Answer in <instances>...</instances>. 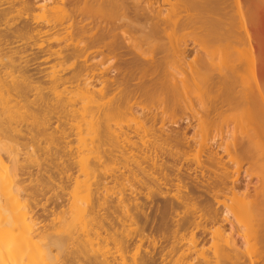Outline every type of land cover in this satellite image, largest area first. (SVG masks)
<instances>
[{
    "label": "bare ground",
    "instance_id": "bare-ground-1",
    "mask_svg": "<svg viewBox=\"0 0 264 264\" xmlns=\"http://www.w3.org/2000/svg\"><path fill=\"white\" fill-rule=\"evenodd\" d=\"M37 59L65 71L37 105H78L86 123L81 169L102 164L106 143L128 154L129 223L96 231L101 182L82 183L56 232L40 227L13 143L38 117L18 100ZM72 83L77 95L57 91ZM96 236L95 264H264V0H0V264H61Z\"/></svg>",
    "mask_w": 264,
    "mask_h": 264
},
{
    "label": "rangeland",
    "instance_id": "rangeland-1",
    "mask_svg": "<svg viewBox=\"0 0 264 264\" xmlns=\"http://www.w3.org/2000/svg\"><path fill=\"white\" fill-rule=\"evenodd\" d=\"M188 43L190 44L188 48H193V43L190 40ZM40 63H42V60L37 59L29 63L26 67L27 74L31 75L34 81L31 87L32 89L29 91L28 101L22 97H18L19 102L23 105L29 104L32 112L38 117H36V120L27 119L20 123L15 141L13 142L15 147H17V152L20 150L18 152V158L20 159L18 178L25 194H27L28 202L40 222V227L44 230L54 232V229H57L56 226H60V221L69 219L71 213L69 212L71 209L70 206L75 201L73 197L76 196L73 194H76L75 191L79 189L82 190V187L85 188L82 183H86L85 185L88 184L94 189H97L101 182H103L102 185L104 186L103 191L105 195H100L99 206L96 208V220L94 221L96 231H102L104 228H109L111 225H118L121 222L129 223L127 219H123L122 217L120 219L119 217L120 214L123 215L126 212H133L134 208L129 173L131 166L128 154H122L113 145L106 143L101 150V156L103 157L102 164L97 165L93 155H90L89 164L92 166V169L89 173L81 169L83 166L80 167L79 153L77 152L78 147L79 149L81 148L79 144L81 141L79 139L85 138L89 141L91 138L85 127L86 125H84L86 123L81 121L78 105L72 106V109L75 111L74 113L71 112L66 115L57 112L52 113L47 107H44L45 105H42L43 107L39 106L40 104L37 105V96L39 94L47 95L48 97H51L53 94V90L50 88L51 85L48 83L50 81L48 75H52L53 73L58 75L65 72L63 67L52 68V63ZM134 83L127 82L121 88L128 87L133 90L136 88ZM75 84L60 86L57 91L65 95L63 90L72 89L71 95L75 96L78 91ZM135 95H139V93L136 91ZM134 98L136 97L132 98L135 102ZM136 99L138 100V97ZM140 99H144V97L141 95ZM139 102L140 104L138 103L139 105H134V107L137 111L139 110V114H142V112L145 114L147 101L144 100L143 102L140 100ZM45 117L47 120L44 125L43 118ZM37 122H42V127L46 129L50 128V130L47 129V132L36 133L33 127ZM78 124L81 125V130L75 127ZM124 124L128 125L129 123L125 122ZM40 130L42 129L40 128ZM61 130L64 131V135L60 132ZM50 135L51 137L52 135L55 137L63 135L64 138L63 140L60 138V141L56 139L58 142L56 145L55 140L52 142L49 139ZM59 142L65 145L64 148L60 146L61 144L59 145ZM31 152L34 155H31L33 154ZM29 154L32 156L30 159ZM247 166V164L242 163L241 171H244ZM242 176L244 177V172ZM243 177H241L240 183H244L245 178ZM220 195L231 194L229 192H223ZM140 197L142 198L141 195ZM141 198L139 202L142 203L143 200ZM221 199L224 200L223 197ZM221 208L222 205H220ZM101 221L104 228L100 230ZM96 238L93 239L94 246L88 247V249L92 248L91 251H81L77 242L70 243L67 255H62V257L65 256L63 258L60 257L61 264H91L93 261L92 264H95L96 249L98 250L100 248L99 238L97 236Z\"/></svg>",
    "mask_w": 264,
    "mask_h": 264
}]
</instances>
